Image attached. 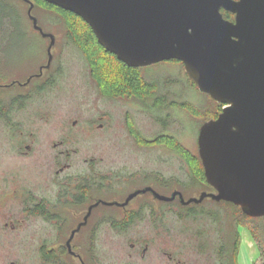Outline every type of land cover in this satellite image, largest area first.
I'll list each match as a JSON object with an SVG mask.
<instances>
[{"label":"rangeland","instance_id":"1","mask_svg":"<svg viewBox=\"0 0 264 264\" xmlns=\"http://www.w3.org/2000/svg\"><path fill=\"white\" fill-rule=\"evenodd\" d=\"M4 3L5 0H0V83L8 84L19 79L24 80L28 74L38 69L40 63L45 61L49 40L34 28L28 14V5L22 0H9L10 4ZM33 13L39 18L43 29L56 36V63H63L58 84L45 87L42 93H36L24 104L25 108L16 111L15 121L19 122V126L38 132L36 142L39 144L30 158L33 171L45 170V174L50 173L53 165L45 162V158H51L48 154V143L60 137L56 133L59 128L67 129L73 119H78L74 130L80 135L78 140L98 145L95 151L81 146V159L93 152L103 159L99 166L102 169H113L126 178L128 174H133L136 178L145 177L149 180L147 182L156 185L158 191L164 195H171L179 190L180 185L175 182L162 186L155 180V175L161 177L162 174L164 178L176 176L188 180L191 175L189 164L179 153L165 145L140 147L127 124L129 119L133 120L136 127L148 138H153L161 131L173 133L192 152H199V132L202 124L206 122L204 110L216 105L207 94L191 86L184 65L162 61L143 67V72L149 79L158 80L161 92L170 91L173 93L169 94L171 99L186 98L203 109L201 115L194 117L186 110L169 108L172 116L168 129L164 131L161 121L155 116L156 113L167 116L169 109L161 112L158 109L154 116L140 100L103 96L90 74L83 53L67 41L66 29L62 23L56 22L55 14L42 8H35ZM21 92V88L17 86L0 88V96L4 99H11ZM103 113L109 114L110 128L86 132L85 121L97 118ZM8 125L5 119L0 118V166H4V159H10L4 150L11 140L8 139L10 134H5ZM82 164L81 161L80 167H84ZM135 183L140 185L142 182L139 180ZM130 189L128 185L122 193L125 194ZM206 190L209 189L204 186L182 188L186 198L199 196ZM118 195L121 192L118 191ZM179 201V198L164 201L173 202L164 203V212L160 202V210L154 213L155 217L147 215L126 230H120L112 222L103 220L96 229L95 264H175L174 259H169V254L174 255L176 262L180 261L181 264H221L214 249L217 242H212L217 241L216 231L221 226L220 222L214 221L208 213L196 217H180L178 213L182 210V203L180 201L179 204ZM198 206L211 213L220 212L222 220L226 218L227 214L221 203L216 204L206 198L199 205L191 203V212L196 211ZM103 216L98 214L97 218ZM116 216L121 218L123 214L117 213ZM36 226L40 227V224ZM199 230L203 231L202 235ZM239 231L238 263H259L260 250L249 228L240 224ZM34 237L39 236H27L26 230L10 232L0 226V264H47L40 257V246ZM206 238L209 239L208 247L200 251L199 243L206 241ZM142 240L149 242L145 254L139 248L131 247V243L139 244ZM65 264H73V261L68 260Z\"/></svg>","mask_w":264,"mask_h":264},{"label":"water","instance_id":"2","mask_svg":"<svg viewBox=\"0 0 264 264\" xmlns=\"http://www.w3.org/2000/svg\"><path fill=\"white\" fill-rule=\"evenodd\" d=\"M24 1L34 28L50 38L49 67L56 36L39 24L35 2ZM46 1L81 16L99 43L129 66L182 61L197 88L223 104L198 137L214 190L189 198L180 190L155 191L158 198H179L185 205L225 200L247 215L264 216V0ZM222 9L235 14L234 20Z\"/></svg>","mask_w":264,"mask_h":264},{"label":"flooded vegetation","instance_id":"3","mask_svg":"<svg viewBox=\"0 0 264 264\" xmlns=\"http://www.w3.org/2000/svg\"><path fill=\"white\" fill-rule=\"evenodd\" d=\"M46 38L50 42V38ZM45 55V61L24 80L0 83V88L17 86L22 90L11 99L0 96V118L9 124L5 134H10L8 139L11 138L4 147L10 159H4V166H0V226L10 232L26 230L27 236H39L34 240L40 246L41 259L47 264H65L68 260L73 264H95L96 229L103 220L111 222L113 213L123 214L121 218L129 213L154 214L160 210L159 204L164 200L156 196L155 191L159 192L156 185L147 182L149 180L145 177L136 178L128 174L126 178L113 169H102L99 166L103 159L93 152L81 159V146L95 151L98 145L78 140L80 135L74 131L78 119H73L67 129L59 128L56 133L60 137L48 143L51 158H45V162L53 165L50 173L33 171L30 158L39 144L36 142L38 132L19 126L15 118L16 111L25 108L24 104L36 93L58 84L63 63H56L55 45L49 67H46L48 46ZM108 115L103 113L86 120V132L109 129ZM81 161L84 167H80ZM139 180L142 182L140 185L135 183ZM128 185L131 189L123 194ZM146 188L151 189L141 191ZM138 190L141 192L128 199ZM98 214L104 216L97 218ZM131 247L139 248L145 254L149 242L131 243ZM169 259L181 264L176 262L174 255L169 254Z\"/></svg>","mask_w":264,"mask_h":264},{"label":"trees","instance_id":"4","mask_svg":"<svg viewBox=\"0 0 264 264\" xmlns=\"http://www.w3.org/2000/svg\"><path fill=\"white\" fill-rule=\"evenodd\" d=\"M7 4L9 0H5ZM26 5L24 0H22ZM35 2V8H42L49 10L55 14L56 22L62 23L66 29V39L74 46H76L83 53L87 64L89 66L90 74L93 80L96 82L101 94L105 97L111 98H134L140 100L145 104L147 108L154 114L158 109L160 112L163 109H175L180 108L186 110L190 115L199 116L203 112L202 108L193 104L191 101L179 98L171 99L169 94H173L170 91L165 93L161 92L158 80L149 79L143 72V67H133L124 63L118 57L107 50L101 45L94 33L92 27L78 14L66 10L60 6L49 3L46 0H33ZM10 4V3H9ZM224 17L227 19L234 20L235 14L230 11L222 9ZM39 20V18H38ZM39 24L40 21H39ZM168 61L178 62L183 65L182 61L172 59ZM188 75V74H187ZM189 82L192 87L197 88L192 79L188 76ZM198 89V88H197ZM199 90V89H198ZM207 94V93H205ZM208 95V94H207ZM209 96V95H208ZM179 97V96H177ZM212 103L215 107H207L204 110L205 121L212 118H217L219 113L222 111L223 104L212 99ZM168 110L167 116L154 114L157 120L161 121L164 131L169 127V119L172 116ZM128 129L132 136L135 138L137 143H141L143 146L152 147L155 145H165L170 149L176 151L181 157L189 164L191 168V175L188 180L181 179L179 177H163V175H155V180L158 181L162 186H168L175 183L180 185V191L183 193L182 188H189L195 186H204L209 190H214L213 187L207 182L205 177V168L203 165L200 153L192 152L184 143H182L175 134L167 132H158L153 138L146 137L134 124L133 120L129 119ZM149 179V178H148ZM184 194V193H183ZM210 201L216 204L221 203L225 211V220L221 219L220 212L215 211L214 213L199 208L194 212H191V204L183 205L182 210L178 213L180 217L186 218L189 216L196 217L199 214L208 213L214 221L220 222L221 226L217 227V241L213 240L215 244V251L217 260L221 264H239L238 263V248L240 244V231L239 225L243 224L247 226L252 234V237L256 240V243L260 250V261L257 264H264V216L253 217L245 214L239 205L234 204L230 201H216L211 198ZM206 200V199H204ZM172 204L173 202L161 201V208L164 212V205ZM200 203H198L199 205ZM197 205V204H195ZM148 214L145 213H129L123 218H118L116 213L112 214L111 222L114 227L120 230H126L135 224L137 221L143 220ZM155 217V214H149ZM199 234L202 235L203 231L199 230ZM209 239L199 243V250L204 251L207 249ZM207 242V243H205Z\"/></svg>","mask_w":264,"mask_h":264}]
</instances>
